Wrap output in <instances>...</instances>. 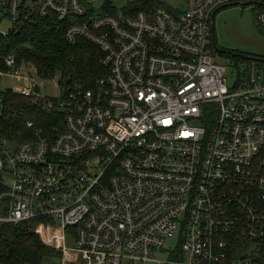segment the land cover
Returning a JSON list of instances; mask_svg holds the SVG:
<instances>
[{"label":"built area","instance_id":"1","mask_svg":"<svg viewBox=\"0 0 264 264\" xmlns=\"http://www.w3.org/2000/svg\"><path fill=\"white\" fill-rule=\"evenodd\" d=\"M95 1L0 0L9 31L53 16L106 68L94 87L57 81L54 96L33 65L4 58L0 178L9 168L13 181L0 223L48 219L37 231L61 250L55 264L73 251L82 264H264V61L232 82L214 55L215 14L237 0L132 13L106 0L101 14ZM251 1L264 30V1ZM6 86L61 111L56 132L28 120L24 139L6 136Z\"/></svg>","mask_w":264,"mask_h":264},{"label":"trees","instance_id":"2","mask_svg":"<svg viewBox=\"0 0 264 264\" xmlns=\"http://www.w3.org/2000/svg\"><path fill=\"white\" fill-rule=\"evenodd\" d=\"M146 2L153 5L159 1ZM146 2H130L125 13L143 8ZM107 12L117 14L116 9L108 4ZM65 31L66 24L50 16L36 17L35 22L26 21L16 30L5 35L0 33V68H6L4 58L14 53L18 63L23 61L33 65L42 79L58 78L62 88L78 84L85 88L94 87L96 80L106 74V68L100 62L101 51L83 38L74 44L68 43ZM4 97L2 132L6 136L24 139L22 133L28 131V120L42 126L46 134L56 132L63 115L61 111L49 112L34 105L32 97L18 92L5 91ZM262 154L264 156V149ZM7 189L0 178V194ZM41 222L48 223L49 220L37 217L19 223H0V264H55L61 259V250L46 244L37 231Z\"/></svg>","mask_w":264,"mask_h":264},{"label":"rangeland","instance_id":"3","mask_svg":"<svg viewBox=\"0 0 264 264\" xmlns=\"http://www.w3.org/2000/svg\"><path fill=\"white\" fill-rule=\"evenodd\" d=\"M119 10L124 8L133 0H109ZM264 1V0H263ZM160 3L173 7L183 6L182 0H159ZM106 0H96L94 7L98 14L104 12ZM256 10L254 1L237 0L219 9L214 18L215 39L218 47L222 51L214 52L218 62L224 63L228 68V76L232 82L239 77H244L250 71L259 69L262 63L253 59H245L244 54L250 57H264V30L260 28L256 20ZM0 27L9 32L11 23L9 20L0 21ZM255 67V68H254ZM2 69V68H1ZM6 69V68H3ZM42 91L48 95H58L60 88L55 85L58 78L42 79ZM13 84L12 77L0 75V87ZM2 180L7 187H11L13 176L9 168L2 172ZM4 202L0 199V214H4ZM71 246V241L69 242ZM176 243L175 239L169 241L172 246ZM163 257L164 255L158 254ZM70 264H82L79 253L70 252L66 258Z\"/></svg>","mask_w":264,"mask_h":264},{"label":"water","instance_id":"4","mask_svg":"<svg viewBox=\"0 0 264 264\" xmlns=\"http://www.w3.org/2000/svg\"><path fill=\"white\" fill-rule=\"evenodd\" d=\"M215 44H216L217 51H222V49L220 47H218L216 42H215ZM243 57L247 58V59H253V60H256V61H264V57H253V56L250 57V56H247L246 54H244ZM35 89L38 90L39 86L36 85ZM5 90L8 91V92H11L12 91V87L11 86H6Z\"/></svg>","mask_w":264,"mask_h":264},{"label":"flooded vegetation","instance_id":"5","mask_svg":"<svg viewBox=\"0 0 264 264\" xmlns=\"http://www.w3.org/2000/svg\"><path fill=\"white\" fill-rule=\"evenodd\" d=\"M215 41H216V39H215ZM216 43H217V41H216Z\"/></svg>","mask_w":264,"mask_h":264}]
</instances>
